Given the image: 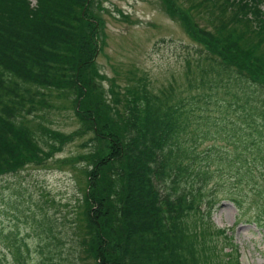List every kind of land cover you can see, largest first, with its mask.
Here are the masks:
<instances>
[{
	"label": "trees",
	"instance_id": "16d2710c",
	"mask_svg": "<svg viewBox=\"0 0 264 264\" xmlns=\"http://www.w3.org/2000/svg\"><path fill=\"white\" fill-rule=\"evenodd\" d=\"M95 1L0 0V178L90 139L86 154L62 160L86 178L76 210L53 219L44 207L29 209L37 247L3 231L9 253L0 264H241L234 235L213 221L221 199L209 184L221 180L216 164L237 181L264 167V0H202L211 17L229 15L213 30L180 14L200 46L186 59L197 93L148 92L129 107L132 115L115 111L97 84L104 22ZM162 3L175 18L176 1ZM59 107L70 108L81 128L67 134L48 119L30 124ZM227 111L233 123L212 133L214 113ZM220 135L234 148L229 155L219 146L198 150Z\"/></svg>",
	"mask_w": 264,
	"mask_h": 264
},
{
	"label": "rangeland",
	"instance_id": "374dc122",
	"mask_svg": "<svg viewBox=\"0 0 264 264\" xmlns=\"http://www.w3.org/2000/svg\"><path fill=\"white\" fill-rule=\"evenodd\" d=\"M175 1V18L168 16L160 0L95 1L94 10L104 22L103 50L97 57L100 75L97 84L115 111L132 115L128 113L129 107L133 108L137 97L148 92L160 95L174 87L178 96L184 99L197 93L190 89L186 59L197 58L200 46L188 36L178 17L180 14L190 16L197 25L213 30L216 21L229 15L211 17L200 6L202 0ZM212 11L218 14V10ZM58 104L69 103L60 101ZM228 113H214L212 118L218 123L212 133L221 132L226 128V122L233 123L235 114L228 116ZM30 119L33 126L48 119L46 125L67 134L81 128L73 111L65 107L55 109L45 120L42 113ZM223 137L201 140L203 144L198 150L203 152L219 146L222 155H229L234 148ZM186 138L190 140L189 136ZM88 141L89 138H83L68 143L61 154L42 167L29 166L19 174L0 178V234L19 231L21 236H27V240L29 237L35 248L39 239L34 232L37 229L29 219V209L44 207L53 219L76 210L74 207L82 197L80 188L86 186V178L80 170L62 164V160L86 154ZM40 144L44 145L43 142ZM100 148L106 152L107 144L101 143ZM215 169L220 170L218 173L222 177L209 184V189H214L215 196L221 199L213 214L214 223L226 229L227 234L234 235L242 264H264V167L261 170L255 168L253 178L243 177L241 181H237L233 169H221L219 164ZM228 195L237 202L228 199ZM219 244L225 247V252L230 251L222 237ZM8 253L6 242L0 238V255ZM34 262L31 260L29 264H38V261ZM88 263L89 259L85 261Z\"/></svg>",
	"mask_w": 264,
	"mask_h": 264
}]
</instances>
